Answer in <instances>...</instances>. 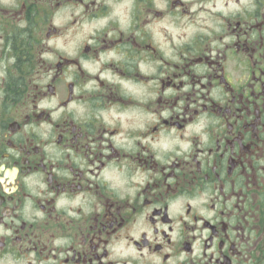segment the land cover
<instances>
[{"label": "flooded vegetation", "instance_id": "flooded-vegetation-1", "mask_svg": "<svg viewBox=\"0 0 264 264\" xmlns=\"http://www.w3.org/2000/svg\"><path fill=\"white\" fill-rule=\"evenodd\" d=\"M0 264H264V0H0Z\"/></svg>", "mask_w": 264, "mask_h": 264}, {"label": "clouds", "instance_id": "clouds-1", "mask_svg": "<svg viewBox=\"0 0 264 264\" xmlns=\"http://www.w3.org/2000/svg\"><path fill=\"white\" fill-rule=\"evenodd\" d=\"M210 6H211V5H209V7H210ZM220 6H221V7H223V5H222V4H221ZM201 15H204V14L202 13Z\"/></svg>", "mask_w": 264, "mask_h": 264}]
</instances>
